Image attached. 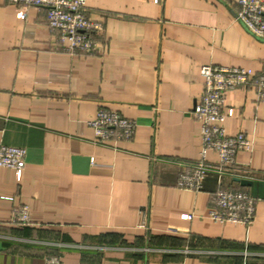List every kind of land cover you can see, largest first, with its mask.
<instances>
[{
  "label": "crops",
  "instance_id": "0c3cea01",
  "mask_svg": "<svg viewBox=\"0 0 264 264\" xmlns=\"http://www.w3.org/2000/svg\"><path fill=\"white\" fill-rule=\"evenodd\" d=\"M237 8L85 0L101 29L93 51L70 52L45 8L0 0V144L26 151L19 179L0 166V264H264V101L253 87L225 92L226 131L252 141L236 153L235 175L210 171L199 190L177 184L200 158V64L264 72V39ZM99 107L133 119L132 136L97 142L88 122ZM75 156L89 158L83 170ZM218 186L253 197L250 224L210 218ZM22 205L27 223L14 221Z\"/></svg>",
  "mask_w": 264,
  "mask_h": 264
},
{
  "label": "built area",
  "instance_id": "2783aa9c",
  "mask_svg": "<svg viewBox=\"0 0 264 264\" xmlns=\"http://www.w3.org/2000/svg\"><path fill=\"white\" fill-rule=\"evenodd\" d=\"M21 10L45 8L49 28L56 32L59 42L70 52H91L95 49L94 34L101 29L100 22L84 12L85 0H10ZM235 18L247 30L264 39V0H237ZM203 91L195 103L192 115L200 124L202 147L200 158L188 164L179 174L178 186L199 190L205 175L210 171L230 173L238 150L251 149L252 141L243 131L229 134L224 120L232 116L233 108L225 105V92L237 87H253L258 100L264 101V72L256 73L243 67L203 63L199 66ZM94 129L95 140L103 143L112 136H132L135 121L117 111L99 107L95 117L88 122ZM211 152L217 162L206 160ZM26 151L23 147L0 144V166L13 169L19 179L24 167ZM212 194L214 207L208 211L210 218L248 225L253 220L254 199L245 191L218 186ZM14 221L27 223L28 208L14 210ZM45 264H61L57 257H49Z\"/></svg>",
  "mask_w": 264,
  "mask_h": 264
},
{
  "label": "water",
  "instance_id": "95a60500",
  "mask_svg": "<svg viewBox=\"0 0 264 264\" xmlns=\"http://www.w3.org/2000/svg\"><path fill=\"white\" fill-rule=\"evenodd\" d=\"M88 160H89L88 157L80 158V157H78V156H75V157L73 158V162H74V164L76 165V168H78V169H80V170H83V169L86 167V163H87ZM82 161H83V164H82L83 166H82V167L78 166V164L80 165ZM233 179H234L235 181L239 182V183L242 184V185L250 184V181H249V180H247V179H245V178H242V177H239V176H234Z\"/></svg>",
  "mask_w": 264,
  "mask_h": 264
}]
</instances>
